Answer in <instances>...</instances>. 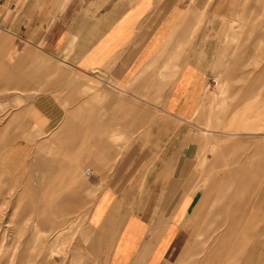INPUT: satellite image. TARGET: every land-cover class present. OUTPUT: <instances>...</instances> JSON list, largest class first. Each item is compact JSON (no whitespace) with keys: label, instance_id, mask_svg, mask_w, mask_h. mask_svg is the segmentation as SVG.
<instances>
[{"label":"crops","instance_id":"0c3cea01","mask_svg":"<svg viewBox=\"0 0 264 264\" xmlns=\"http://www.w3.org/2000/svg\"><path fill=\"white\" fill-rule=\"evenodd\" d=\"M238 3L234 1L235 7ZM230 10L231 0H33L24 7L22 0H0V36L14 38L12 47L8 41L0 43L1 171L24 180L33 159L35 195L58 196L52 205L69 196L68 209L59 210L66 217L86 205L85 184L80 182L85 149H98L89 162L107 163L113 155L102 148L114 145L102 139L103 132L114 131L116 137L125 130L148 133L135 145L131 160L123 161L102 184L88 211L94 252L106 264L247 262L249 238L239 242L238 257L230 256L229 231L210 251L199 236L203 221L187 219L198 212L193 208L202 193L203 174L189 169L207 146L218 147L221 164L228 165L210 178V195L220 201L231 193H264V141L247 155L246 144L231 147L224 139L209 140L214 132L205 128L200 137L183 139V125L197 116L212 84L215 36ZM31 37L33 46L23 43ZM240 67L234 65L228 76H237L233 69ZM94 81L105 82L133 104L128 111L118 98L114 103L116 115L130 116L124 130L118 119L96 106L102 94L95 91ZM136 102L142 112L134 122ZM251 113L237 115L229 130H253L252 125L259 130L249 120ZM253 115L264 120V111ZM235 153L243 159L233 165L227 157ZM259 172L260 181L254 183ZM228 204L236 206L237 227L245 226L238 219L242 210L264 206L255 198L229 197ZM229 222L221 226L229 228ZM259 226L255 234L263 238L264 224ZM255 261L264 264V256Z\"/></svg>","mask_w":264,"mask_h":264},{"label":"rangeland","instance_id":"374dc122","mask_svg":"<svg viewBox=\"0 0 264 264\" xmlns=\"http://www.w3.org/2000/svg\"><path fill=\"white\" fill-rule=\"evenodd\" d=\"M29 1L33 0H22L23 7ZM234 1L231 0L229 18L224 19V27L215 36L218 47H216L211 71L212 80L216 83L212 81L209 86L194 120L183 125V139H189L190 135L200 137L202 128H205L214 132L206 137L207 139L215 142L224 139L226 143L229 141L228 146L233 143L231 147L234 144H246L245 154L249 155L256 143L264 141V120L260 121L258 116L253 115V113L264 111V43L259 42L260 39L264 40V4L259 7L257 0H239L235 7ZM244 9L248 11L247 14L244 13ZM5 41H8L7 47H12L14 38L0 36V43ZM23 43L33 46V37ZM237 64L242 65L239 69H233L238 72V75L229 77L228 72ZM223 80H227L226 83L223 84ZM95 83L97 86L95 91L102 94V100L96 101V106L101 108L102 113L106 112L109 116L112 115L118 119L119 128L124 130L130 116L125 118L121 114L116 115L114 110L116 104L114 103L118 98L123 108H128V111L133 104L131 101L127 103L126 95L115 92L105 82ZM223 86L225 89L219 95ZM139 106V104L136 105L133 110L134 115H131L134 122L139 121V114L142 112L140 108L138 109ZM245 111L252 112L249 120L255 123V128L260 129L254 130L252 125L250 128L253 130H229L237 115ZM102 124L105 128L109 126L108 121L103 120ZM113 133L114 131L103 132L102 138L114 145L112 149L102 148L106 153H112V161L93 164L89 161L95 159L94 153L98 149L90 147L85 149L87 161L85 177L80 182L85 184L86 205L85 207L80 205L75 213L70 215L66 213V217L62 216L65 214L59 210L68 209L69 196H60L61 199H57L52 205L51 199L58 196L35 195L33 159L31 171L24 180L11 179L7 173L0 170V264H106L100 254L94 252L92 242L95 233L87 223L88 211L102 184L115 174L116 170L123 165V161L131 160L137 149L135 145L148 137V133L142 135L140 130H125L124 134L118 137ZM241 146L235 151L240 152ZM217 148L215 146L203 148L199 162L189 169V171H203V174L199 177L201 184L199 188H202L200 190L202 193L196 204L197 207L193 208L198 212H190L187 219L203 221L199 224L202 226L199 236L200 239L203 238V241L208 242L210 251L214 248L216 250L223 233L228 234L229 231L230 256L238 257L239 242L244 237L249 238L251 245L245 253L248 258L246 264H257L255 259L259 260L264 256V237L256 236L260 226L255 227V225L264 224V206L261 205L255 209L247 207L242 210L238 219L242 222L245 220V226L237 227L234 226L238 223L234 221V216L237 214L236 206L229 205L228 201L229 197L230 199L232 197L235 199L255 198L259 205L264 202V193L250 194L247 191L241 194L231 193L221 195L220 201L219 197L210 195V178L221 175L228 169V165L221 164L222 156L216 152ZM198 152H200V147H198ZM106 153L102 155L103 160H105ZM227 158L230 160L228 162L230 164L232 162L233 165L234 160L243 159L237 153ZM260 165L264 166V158ZM261 175L260 172L256 173L253 182H259ZM74 183L77 185V181ZM72 184L71 182L68 193L73 191ZM31 201H33V207L30 206ZM226 221H230L229 228L221 226ZM239 236H242L241 240Z\"/></svg>","mask_w":264,"mask_h":264},{"label":"built area","instance_id":"2783aa9c","mask_svg":"<svg viewBox=\"0 0 264 264\" xmlns=\"http://www.w3.org/2000/svg\"><path fill=\"white\" fill-rule=\"evenodd\" d=\"M214 83H216V81L215 80H212Z\"/></svg>","mask_w":264,"mask_h":264}]
</instances>
